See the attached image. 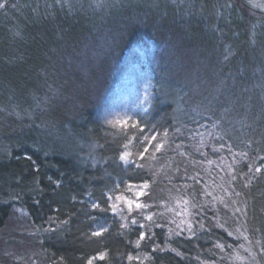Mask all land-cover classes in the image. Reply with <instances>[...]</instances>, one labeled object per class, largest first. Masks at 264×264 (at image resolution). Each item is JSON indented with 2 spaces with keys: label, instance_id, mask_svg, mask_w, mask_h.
I'll use <instances>...</instances> for the list:
<instances>
[{
  "label": "trees",
  "instance_id": "16d2710c",
  "mask_svg": "<svg viewBox=\"0 0 264 264\" xmlns=\"http://www.w3.org/2000/svg\"><path fill=\"white\" fill-rule=\"evenodd\" d=\"M90 4L0 0V264L224 262L233 244L213 226L214 210L202 208L209 229L193 239L175 236L164 210L183 183L199 198L197 160L215 158L216 146L236 159L233 185L264 251V168L255 171L264 164V9ZM37 130L66 134L75 152L42 149ZM132 199L141 207L129 211Z\"/></svg>",
  "mask_w": 264,
  "mask_h": 264
},
{
  "label": "rangeland",
  "instance_id": "374dc122",
  "mask_svg": "<svg viewBox=\"0 0 264 264\" xmlns=\"http://www.w3.org/2000/svg\"><path fill=\"white\" fill-rule=\"evenodd\" d=\"M175 2L176 0H172ZM183 0H180V2ZM248 3L254 8L264 9V0H247ZM91 4L87 6L90 11L100 10L104 5V12H109L113 8V4L119 0H90ZM114 2V3H112ZM115 5V4H114ZM101 6V7H98ZM94 7V8H92ZM91 8V9H90ZM100 8V9H99ZM48 100H42L47 102ZM109 110V108H107ZM111 110V109H110ZM109 117L113 116V112H108ZM18 116L14 113V116ZM34 116L31 115V119ZM110 119V118H108ZM115 122V121H114ZM34 140L37 145L46 151L64 150L75 152L72 144L68 141L67 135L59 131L47 130L46 132L36 131L33 133ZM26 135V134H25ZM24 135V136H25ZM200 143L205 145L209 139L210 133L208 131L201 133ZM201 137V136H200ZM205 139V140H204ZM7 139H5L6 141ZM4 143H0V153L4 152ZM203 147V146H202ZM201 147V148H202ZM73 149V150H72ZM220 149L216 146L212 151L216 156L215 158H207L202 161L197 160L196 168L193 177L199 179L202 174L205 176L203 180H198L199 184V198H191L185 194L186 184L183 183V189L177 190L176 193L169 194L167 205L164 210L166 211V224L175 236L184 239H193L197 235L209 229L200 219L205 208L207 210L215 211V219H211L214 227L221 228L227 236H222L224 240L232 243L228 244L230 249L227 259L219 263L214 260L205 259L203 264H264V251H262L259 243L251 237L252 228L249 226L250 214L245 211L244 202L239 199L238 193L235 191L233 180L236 178L235 172V158L231 154L230 157L224 155H217V150ZM201 170L204 172L201 173ZM192 178V177H189ZM191 180V179H190ZM144 187L139 188L137 192H143ZM184 190V191H183ZM138 194V193H137ZM139 195L136 196V198ZM128 201H132V207L129 208ZM126 201L128 210L136 207V203H141L136 199ZM223 208L229 210V214L222 216L219 209ZM145 217L149 218V214ZM232 240H228L229 238ZM227 239V240H226ZM227 242V243H228ZM236 242V243H234Z\"/></svg>",
  "mask_w": 264,
  "mask_h": 264
},
{
  "label": "snow or ice",
  "instance_id": "6c2138e0",
  "mask_svg": "<svg viewBox=\"0 0 264 264\" xmlns=\"http://www.w3.org/2000/svg\"><path fill=\"white\" fill-rule=\"evenodd\" d=\"M127 126H128V125H127L126 123H122V124H121V127H122V128H126ZM133 127H135V125H133ZM142 133H143V129H141V134H142ZM156 139H157V137H156L155 135H152V136H149V137L146 138L147 142H152V141H155ZM161 147H162L161 145H155V148H156L157 151H158ZM147 152H148V148L145 147L144 150H143L142 152L139 153L140 158H141V159L144 158L145 155L147 154ZM128 155H129V154L126 153V152H125V153H122L121 156H120V159H121V160H124V159H126V157H127ZM262 168H264V164H262L260 167H256V168H255V171H256L257 173H259V172L262 170ZM250 171H251V168H250ZM145 186H146V185H145ZM139 195L143 196L144 193L141 192ZM121 198H122V197H117V199H121ZM132 203H133L132 201H128V206H129V208L132 207ZM135 206H136V208H138V209L141 207V205H140L139 203H136ZM92 208H93V209H99V208H100V205H99L98 203H94V204H92ZM101 210H103V209H101ZM111 210H112L113 213H115V212L117 211L116 206H115V205H112V206H111ZM135 223H136V221L134 220V221H133V224H135ZM141 227H143V225H141ZM105 231H106V229H104V228H100V230L92 232L91 235H92L93 237H100V236H102V234H103ZM145 237H146V233H144V232H140V233H139V239L142 240V239H145ZM93 259H94V258H90V259H88V260H87V264H93ZM95 259H99V260H101V261L104 260V259H105V253H103V252L99 253L98 256L95 257ZM128 259L131 260V259H133V257H132L131 255H129Z\"/></svg>",
  "mask_w": 264,
  "mask_h": 264
}]
</instances>
